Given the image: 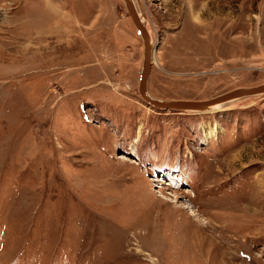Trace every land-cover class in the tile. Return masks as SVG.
Returning a JSON list of instances; mask_svg holds the SVG:
<instances>
[{
	"label": "rangeland",
	"instance_id": "obj_1",
	"mask_svg": "<svg viewBox=\"0 0 264 264\" xmlns=\"http://www.w3.org/2000/svg\"><path fill=\"white\" fill-rule=\"evenodd\" d=\"M140 1L152 96L264 83V0ZM143 57L124 0H0V264H264V94L159 111Z\"/></svg>",
	"mask_w": 264,
	"mask_h": 264
},
{
	"label": "water",
	"instance_id": "obj_2",
	"mask_svg": "<svg viewBox=\"0 0 264 264\" xmlns=\"http://www.w3.org/2000/svg\"><path fill=\"white\" fill-rule=\"evenodd\" d=\"M126 8L131 16V19L140 34L144 46V57L142 69L139 77V94L142 99L157 110H173L180 112H207V107L225 103L232 99L244 98L264 94V83L250 87H238L227 91L225 93L214 96L206 100H192V99H159L152 96L149 92L150 74L154 62V55L157 51V44L151 41V33L143 21L141 14L133 2V0H124ZM142 15L146 18V12L141 3H139Z\"/></svg>",
	"mask_w": 264,
	"mask_h": 264
},
{
	"label": "bare ground",
	"instance_id": "obj_3",
	"mask_svg": "<svg viewBox=\"0 0 264 264\" xmlns=\"http://www.w3.org/2000/svg\"><path fill=\"white\" fill-rule=\"evenodd\" d=\"M133 2L136 4L140 14H141V17L143 19V21L145 22L146 26L148 27L149 31H150V28H149V24H148V21H147V18L144 17V15H142V12H141V9L139 7V3H141L140 0H133ZM142 4V3H141ZM143 5V4H142ZM146 12V11H145ZM151 33V31H150ZM151 41L152 43L154 44L153 42V37H152V34H151ZM155 55H154V58L155 59ZM252 98V97H251ZM243 98H236V99H232L230 101H227L225 103H221V104H217V105H213V106H210V107H207V112H215L217 110H221L223 108H227V107H232V106H235L239 101H241ZM189 113H196V112H189ZM205 113V112H204ZM138 140V139H137Z\"/></svg>",
	"mask_w": 264,
	"mask_h": 264
}]
</instances>
